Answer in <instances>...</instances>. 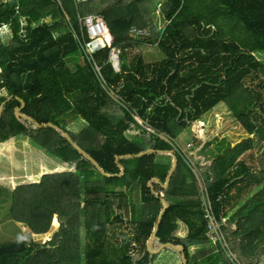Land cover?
I'll use <instances>...</instances> for the list:
<instances>
[{
    "label": "trees",
    "instance_id": "16d2710c",
    "mask_svg": "<svg viewBox=\"0 0 264 264\" xmlns=\"http://www.w3.org/2000/svg\"><path fill=\"white\" fill-rule=\"evenodd\" d=\"M87 4L120 50L119 71L108 61L110 49L86 54L73 31L81 12L74 0H0V109L7 101L0 148L22 139L67 168L11 189L14 222L44 237L56 216L58 228L45 243L18 241L25 248L0 254V264H160L169 254L181 264L184 254L187 264H255L264 257V63L255 56L264 53V0ZM134 28L150 36L135 38ZM139 40L156 47V62L144 63ZM223 102L247 140L233 148L226 139L207 144L187 161L179 136ZM75 119L86 124L80 132L70 128ZM149 150L163 155L137 157ZM194 168L203 173L210 209ZM155 179L161 183L152 188ZM237 183L238 193L250 187L233 207H241L245 231L227 208ZM164 199L170 207L161 219ZM207 211L220 222L228 251L216 252L207 237ZM155 236L153 252L173 244L184 254H151Z\"/></svg>",
    "mask_w": 264,
    "mask_h": 264
},
{
    "label": "rangeland",
    "instance_id": "374dc122",
    "mask_svg": "<svg viewBox=\"0 0 264 264\" xmlns=\"http://www.w3.org/2000/svg\"><path fill=\"white\" fill-rule=\"evenodd\" d=\"M80 7L84 16L94 15L90 10L89 4L82 5ZM165 25L166 24L161 23L160 28L164 29ZM5 31V34H7L8 30L5 29ZM137 45L138 55H142L144 63L156 62L159 56H161L155 46L152 47L149 44L143 43L142 40H139V44ZM255 56L264 63V53L262 55L255 53ZM103 83H105V81H103ZM85 125L86 124L82 120L75 119V122L70 125V128L74 132H80V130L85 127ZM247 136L248 134L246 131L243 130L236 119L232 117L227 109L226 104L223 102L214 107L208 113L204 114L199 120L191 123L190 126L186 128L184 132H182L175 144L178 146L179 151L184 155V158L190 162L191 157L196 155V152H201L207 144L214 148L219 142L226 139L228 142H230L231 148H233L235 145L247 140ZM164 139H166L165 136ZM253 153H257V150H254ZM200 158L202 161L204 160L203 155ZM159 161L166 163L167 157L161 156ZM217 164L218 162L215 163V165ZM39 169H41L43 172L41 173L42 175L60 173L67 170L64 165L58 164V162L53 157L48 156L44 152L38 150L36 146L22 139L12 142L10 145L3 148V150H0V248L18 241H30L32 237L36 242L45 243L50 240V234L55 231V228L58 225V222L56 221L57 219L52 220L53 225L55 223L56 226H52L51 223V232L46 236L41 237L30 235V231L27 230V228H24V225L16 223L12 220L10 213L12 200L10 197L11 189L15 190L18 185L27 182H37V178L33 177L32 175L34 174L32 173L38 172ZM194 171L196 172L199 179L198 183L200 190L203 192L201 198L206 203V207L210 208V202L208 200L209 198L206 193V183L203 181V173L198 168H194ZM222 171L218 173H222ZM233 171L234 169L232 171L227 170V172ZM253 184H255V182ZM250 185H252V183ZM241 186V183H237V185L233 187L232 200L230 201V205L227 207L228 209L232 208L229 219L235 215V221L242 218V213L241 207H236L234 209L233 207L237 206L242 196H245L246 192L250 189V187H245L242 188L240 193H238V190ZM245 221L248 222L246 218H242L239 220L240 224L237 223L236 225H240L241 227V222ZM217 223L220 224L218 220ZM179 231V237H186L182 228ZM241 231L245 230L242 228ZM219 232L220 228H217L216 231L213 230L211 232L208 230L207 237L213 242L216 252H218L219 249H223L222 246H224L226 251H228L227 248H229V246L223 245L225 240L218 234ZM262 248H264V243ZM235 260L237 259H233V261ZM160 264H181V260L179 256H172L169 254L160 261Z\"/></svg>",
    "mask_w": 264,
    "mask_h": 264
},
{
    "label": "built area",
    "instance_id": "2783aa9c",
    "mask_svg": "<svg viewBox=\"0 0 264 264\" xmlns=\"http://www.w3.org/2000/svg\"><path fill=\"white\" fill-rule=\"evenodd\" d=\"M94 0H74L75 4L79 8L80 6L92 2ZM159 14V12H157ZM79 19V25L81 29L89 35V40L84 41L81 38L78 37V40L84 44V50L88 56H92L94 54H97L106 47H109L110 54L109 58L112 64L115 66V68H119L120 64V51L117 49V47L112 46V42L107 40V37L110 36V31L108 29V26L103 18L98 16H82L78 15ZM132 36L138 39H144L150 36V32L147 29H137L134 28L131 30ZM112 46V47H111ZM98 72H100L101 68L97 67ZM102 78V77H101ZM210 209V208H209ZM205 219L208 223V230L209 232L213 230H217V228H220V232L218 233L221 237H224L221 226L219 223H217V218L214 214H212L210 211L204 215Z\"/></svg>",
    "mask_w": 264,
    "mask_h": 264
},
{
    "label": "water",
    "instance_id": "95a60500",
    "mask_svg": "<svg viewBox=\"0 0 264 264\" xmlns=\"http://www.w3.org/2000/svg\"><path fill=\"white\" fill-rule=\"evenodd\" d=\"M10 99H11V98H10ZM6 103H7V101L4 102L3 106H2L1 109H0V117H1V112H2V110H3V107L5 106ZM22 103H23V105L25 104L23 101H22ZM20 110H21V109H18V110H17V113H18L19 116H22V117H24V118H28L29 120H32L30 117H28V116L23 115L22 113H20ZM33 121H34V120H33ZM35 124L38 125V126H40V127H45V126H50V125H52L51 123H48V124H45V125H40V124H38V123H35ZM66 136L68 137V140L74 145V147H75L80 153H82L83 155L87 156V157H88V158H89V159H90V160H91V161L97 166V168H98V169H99V170H100L105 176H107V174L103 171V169H102V167L100 166V164H99L95 159H93L89 154H87V153H86L85 151H83L78 145H76V144L73 142L72 137H71L68 133L66 134ZM152 153H158L159 155H163V152H158V151L149 150V151L145 152L144 154H140V155H138L137 157H143V156H146V155H149V154H152ZM122 158H124V157H118L117 160H120V159H122ZM177 164H178V160L175 158V159H174V165H173V168H172V172H171V174H170V176H169V179H168V183L164 185L165 188H168V187H169V183H170V181H171V179H172L173 172H174V171L176 170V168H177ZM123 171H124V169H123ZM155 183H161V182H160V180H158V179L153 180V181H152V184H151L152 188H153V184H155ZM153 192H156V190H153ZM163 202L165 203L166 208L163 210V212H162V214H161V219L164 217L165 213L167 212L168 208L170 207V204L168 203L167 200L164 199ZM159 228H160V226H157V228H156V235H157L158 232H159ZM155 238H156V236L153 237V238L151 239V241L148 243V250H149V252H150L151 254H153V255H159V254L162 253V251H163L164 249H166V248H172V249H175V250H177V251H180V252H182V253L184 254L185 249H184L183 247H177V246H175V245H173V244L165 245V246H163V247L161 248V250H159L158 252H153L152 249L150 248V245H151V242L153 241V239H155ZM24 248H25V246L23 245V243H21V242H14V243H11V244H9V245H7V246L1 247V248H0V254H4V253H15V252L22 251ZM183 258H184V264H187V260H186L185 254H184Z\"/></svg>",
    "mask_w": 264,
    "mask_h": 264
},
{
    "label": "crops",
    "instance_id": "0c3cea01",
    "mask_svg": "<svg viewBox=\"0 0 264 264\" xmlns=\"http://www.w3.org/2000/svg\"><path fill=\"white\" fill-rule=\"evenodd\" d=\"M87 4V3H86ZM85 5V4H84ZM78 15H83L82 13H78L77 14V27H78V29H79V31L73 26V31H75V35H76V38L78 39V37L79 38H81L82 40H87V37L89 38V36H88V34H87V32H85V31H83L82 29H81V27H80V25H79V19H78ZM84 16V15H83ZM86 16H90V15H86ZM93 16H95V15H93ZM80 32V33H79ZM107 40H109L110 42H112V46H113V43H114V39H113V36L110 34V36L109 37H107ZM111 46V47H112ZM106 49H109V47H106ZM117 49H118V47H117ZM105 50V49H104ZM120 51V50H119ZM100 53V52H99ZM108 61L109 62H111L110 61V58L108 57ZM111 64H112V62H111ZM112 66H113V68H114V70L115 71H119L120 70V64H119V68L117 69V68H115V66L112 64ZM100 79L101 80H104L103 78H101L100 77ZM3 148H5V147H2V148H0V150H3ZM41 173H43L42 171H41V169H39L38 170V172H36V173H32V174H34V175H32L33 177H36L37 178V181L41 178V176H43ZM35 175H37V176H35ZM31 176V177H32ZM33 182H36V181H33ZM16 184V183H15ZM54 219H56V216H54L53 217V219L52 220H54ZM57 221V220H56ZM52 226H53V223H52ZM181 228H182V230H184V234L185 235H187V230H186V226L184 225V224H181V226H180ZM24 228H27V227H25L24 226ZM57 228H58V225L56 226V228H55V231L57 230ZM150 248H151V245H150ZM161 250V249H160ZM165 250V249H164ZM255 264H264V260H263V257L259 260V261H255Z\"/></svg>",
    "mask_w": 264,
    "mask_h": 264
}]
</instances>
